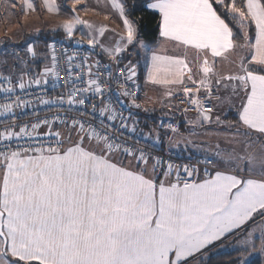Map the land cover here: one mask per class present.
<instances>
[{"label":"snow or ice","instance_id":"1","mask_svg":"<svg viewBox=\"0 0 264 264\" xmlns=\"http://www.w3.org/2000/svg\"><path fill=\"white\" fill-rule=\"evenodd\" d=\"M82 2L50 31L86 52L0 41V264H264V0Z\"/></svg>","mask_w":264,"mask_h":264},{"label":"rangeland","instance_id":"2","mask_svg":"<svg viewBox=\"0 0 264 264\" xmlns=\"http://www.w3.org/2000/svg\"><path fill=\"white\" fill-rule=\"evenodd\" d=\"M36 2L39 6L38 12L30 13L27 20L23 19L19 8L16 9L14 14L10 13L7 18H5L3 9H0V41H5L3 47L23 49L27 42L34 40L39 41L40 45L43 46L50 43L57 33H61L63 36L60 37H64L62 29H58L56 32H52L50 29L61 23L63 20L71 18V0H68L67 4L64 3V0H57V2L61 4V12L58 15L46 13L42 7L43 0H36ZM101 5H103V0H101ZM85 6L101 11L102 14L97 16L94 11L85 12L83 11ZM77 11L82 19L94 21L98 24H107L110 27H117V30H119L118 26L120 25V21L116 19L114 15L111 19L105 20L104 13H108L109 9L103 6H98L96 0H83L81 5H77ZM22 22L23 28L20 27ZM9 28H11V31H8ZM36 28L41 29L38 36L34 34ZM18 32L20 35H16ZM80 35V30H77L74 35L75 40L78 39ZM140 72L139 82L142 88L147 92L148 96L153 98L152 101L146 103V106L156 108L155 113H147L146 115L155 118V116L161 115L159 101L162 98L163 88L161 86H153L150 84L145 85L144 77L146 76V70L143 60H141ZM141 100L143 103L145 102L143 96H141ZM188 115L191 117L194 113H189Z\"/></svg>","mask_w":264,"mask_h":264},{"label":"trees","instance_id":"3","mask_svg":"<svg viewBox=\"0 0 264 264\" xmlns=\"http://www.w3.org/2000/svg\"><path fill=\"white\" fill-rule=\"evenodd\" d=\"M137 15H145V14L138 12ZM154 26H155L154 24H148L146 31L150 33L152 31V29L154 28ZM60 36H63V35L61 33H57L55 37H60ZM233 115H234V113H233ZM158 116H160V115H157L156 117H158ZM150 120H152L153 122H156V119H154V118H151ZM237 255H238V253L235 252L234 250L233 251H227V252H221L218 256L213 258L212 264H222L225 262L228 263V261L235 260ZM254 259L256 261V264H261L260 257H255Z\"/></svg>","mask_w":264,"mask_h":264},{"label":"built area","instance_id":"4","mask_svg":"<svg viewBox=\"0 0 264 264\" xmlns=\"http://www.w3.org/2000/svg\"><path fill=\"white\" fill-rule=\"evenodd\" d=\"M53 41H57V52L58 53L61 52V50H62L61 44L63 45V48H67L69 50V52L77 51V50H79L81 52H86L88 50V46L86 43L82 47L78 48L77 45L75 44V38H73V40H71V41H65L64 37H55L51 40V42H53ZM94 58H99V57H94ZM126 62L127 61H125V63ZM62 63H63V61H62ZM137 95L140 96L141 94L138 92ZM140 102H142V100H140ZM174 103L179 104L180 103L179 99L174 100ZM184 106H186V105H180V107H184ZM178 114H179V112H178Z\"/></svg>","mask_w":264,"mask_h":264},{"label":"crops","instance_id":"5","mask_svg":"<svg viewBox=\"0 0 264 264\" xmlns=\"http://www.w3.org/2000/svg\"><path fill=\"white\" fill-rule=\"evenodd\" d=\"M139 115L141 116L142 119H148L150 123L155 124V122H153L152 120H150L151 117H150V116H147L146 113L140 112ZM158 117H159V116H158ZM176 117H177L178 119H182V117H180V115L178 114V112L176 113ZM156 118H157V117L155 116L154 119H156ZM230 118H234V115L231 114V115H230ZM227 251H228V250H224V251H222V252H227ZM256 257H259V256H256ZM232 261H234V260H232ZM232 261H228V263L225 262V263H222V264H229V263H232Z\"/></svg>","mask_w":264,"mask_h":264}]
</instances>
